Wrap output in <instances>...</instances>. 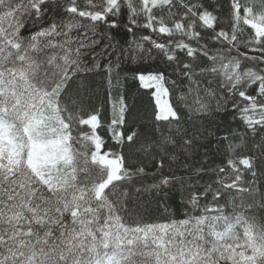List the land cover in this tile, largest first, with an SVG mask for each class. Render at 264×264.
Segmentation results:
<instances>
[{
  "label": "snow or ice",
  "instance_id": "6c2138e0",
  "mask_svg": "<svg viewBox=\"0 0 264 264\" xmlns=\"http://www.w3.org/2000/svg\"><path fill=\"white\" fill-rule=\"evenodd\" d=\"M0 264H264V0H0Z\"/></svg>",
  "mask_w": 264,
  "mask_h": 264
},
{
  "label": "trees",
  "instance_id": "16d2710c",
  "mask_svg": "<svg viewBox=\"0 0 264 264\" xmlns=\"http://www.w3.org/2000/svg\"><path fill=\"white\" fill-rule=\"evenodd\" d=\"M145 91L146 90L139 89L138 86L133 84L131 81L128 84V95H129L128 102L130 104L135 105L136 109L140 111L151 110L149 108V102L151 100V96L146 95Z\"/></svg>",
  "mask_w": 264,
  "mask_h": 264
}]
</instances>
